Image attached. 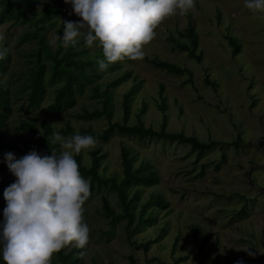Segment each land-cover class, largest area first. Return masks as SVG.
<instances>
[{"label":"rangeland","instance_id":"obj_1","mask_svg":"<svg viewBox=\"0 0 264 264\" xmlns=\"http://www.w3.org/2000/svg\"><path fill=\"white\" fill-rule=\"evenodd\" d=\"M46 3L60 9L49 21L52 25L46 31V41L54 52L57 42L54 36L63 32L62 21H78L81 17L65 0H39L36 7L26 8V13L31 16L33 11L43 15ZM0 26L6 32L5 43L11 54L5 78L11 72L16 76L11 86L13 113L0 134L4 143L13 146L12 152L17 157L26 150L24 124L35 127L36 139L43 136L48 124L49 140L58 145L59 152L63 149L59 143L52 142L54 132L63 134L67 127L76 133L104 131L107 119L84 122L77 120L76 115L84 109L102 110L104 98H93L91 88L96 87L101 94L107 83L125 72H131L132 77L111 92V122L123 124L124 96L141 82L130 104L129 126L142 123L145 128L159 131L165 116L169 133L181 132L204 142L231 144L210 150L200 160L189 146L119 134L106 143L98 142L94 148L82 150L84 165L90 164L94 150L100 151L104 156L101 173L106 177H121L122 147L129 148L131 156L136 158L135 166L143 161L151 163L159 181L153 187L142 189L134 210L135 219L153 193L163 197L167 208L158 211L156 219L141 233L127 237L126 221L112 225L101 207L103 195L114 211L122 214L117 195L107 188L100 194L94 191L84 205L90 240L78 252V264H131L130 259L135 264H175L183 257L187 259L177 264H236L238 260H243L244 264H264V147L259 145L264 139V13L247 9L244 0H196L194 9L166 18L155 29L157 36L145 45L143 59L118 61L120 68L102 74L78 97L75 107L56 113L49 112L48 105L58 85L48 88L44 102L36 111L20 109L19 84L32 67L29 62L34 60L31 54L36 50V40L24 37L35 28L29 24H14L12 20ZM188 26H193L197 33L195 53L201 55L200 62L190 59L177 47V44L190 45L189 39L181 36L186 34ZM78 44L88 55L98 48L97 44L88 47L82 37ZM152 59L190 70L191 82L187 74L173 75L154 68L149 63ZM207 80L215 82L217 89L208 85ZM161 85L164 86L165 112L159 108ZM144 103L146 111L140 116ZM32 149L40 151L39 143L29 151ZM253 168L257 170H253L250 178ZM7 176L16 179L11 171ZM158 236L160 240L148 252L138 247ZM73 246L75 243L70 244ZM241 247H250L256 255L249 256ZM54 259L55 254L52 261Z\"/></svg>","mask_w":264,"mask_h":264},{"label":"trees","instance_id":"obj_2","mask_svg":"<svg viewBox=\"0 0 264 264\" xmlns=\"http://www.w3.org/2000/svg\"><path fill=\"white\" fill-rule=\"evenodd\" d=\"M39 0H0V23L6 20H12L14 24L24 25L29 24L35 28L34 31L26 32L24 39L32 38L36 40V50L31 56L34 58L29 62L32 67L25 74L24 80L19 84L18 93L20 95V109L36 111L40 108L44 102L48 92V88H52L58 85L54 91V97L52 102L48 105V111L51 113L62 112L71 110L77 105L78 97L82 96L84 90L88 87H92V84L96 80L101 78L102 74L113 73L117 71L120 66L117 62L109 64L106 70H100L97 64L98 58H104L103 50L99 46L91 55H88L86 49H80L79 44L76 46H69L65 48L60 41L56 42V48L53 52L51 45L46 41V31L52 25L49 21L54 15L59 13V8L51 4H43L45 13L38 15L31 11V16L26 13V8L36 7ZM59 33V35H62ZM182 37L188 38L190 45L177 44L178 49L181 52L187 53L190 59H194L200 62L201 55H196L195 49L197 48L198 36L193 26H188L186 34H181ZM6 45V43H5ZM235 45V44H234ZM7 46V45H6ZM235 53H237V46L235 45ZM125 61L131 62L133 60L125 58ZM11 61V54L9 53L6 58L0 60V130L6 127L7 121L13 113V96L11 92V86L16 79L14 72H11L7 78V72L9 63ZM154 68L164 71L173 75L187 74L191 82L192 72L187 69H182L179 66L169 63L167 61H161L158 59H152L149 61ZM132 77L131 72H125L122 76L118 77L111 83L106 84V90L99 94L96 87H92L93 98H104L102 110H83L76 115V119L79 121L89 122L105 118L108 120L107 128L100 132L95 133L91 130H82L79 134L86 135L91 134L98 139L100 143L108 142L115 134L125 135L130 138H137L139 140L144 139H157L162 140L164 143L180 144L189 146L192 152H196V159H202L207 152L216 147H228L231 144L218 141L204 142L198 140L196 137H188L184 133H169L166 131L167 118L164 116L162 119L161 129L155 131L151 127L145 128L142 123L138 125L129 126L128 120L130 115V104L133 97L138 93L142 83L138 82L130 88L129 92L124 96L123 106V124L111 122L112 109L110 105L111 92L121 84L125 83ZM208 85L217 89L215 82L206 81ZM164 86H160L159 94L161 96V104L159 106L162 112L166 110L165 99L162 96ZM147 104L144 103L139 111V115H143L146 111ZM45 132L43 136L36 139L35 127L30 124H24L23 131L25 133V139L23 143L26 146L25 154L29 151L31 146L38 144L41 153L50 154L55 149L59 154L58 145L52 144L49 140L50 128L46 124L44 127ZM76 132L67 127L63 132L64 135H72ZM234 145V144H233ZM237 147L238 145L235 144ZM261 148L264 147V139L259 143ZM28 147V149H27ZM25 149V147H24ZM13 146L8 145L2 141L0 134V211L4 208L6 200L4 198V189L13 183L15 180L8 177L10 172L5 154L12 152ZM223 159L225 155L223 154ZM75 159L80 166L81 174L88 180H90L91 196L94 191L98 194L102 193L103 188H107L110 192H114L122 207L123 213L117 214L111 207L106 196H101V207L104 216L110 220L112 225L116 222L126 221V235L129 237L133 234L141 233L142 230L151 224L157 217V213L160 210L167 208V203L160 194L153 193L149 199L142 205L137 219L134 216V210L136 208V202L139 200L140 194L143 188H150L158 184L159 177L157 172L151 163L143 161L139 165L135 166L136 158L131 156L129 148H121V177L117 179L115 176L106 177L101 173V165L104 156L101 155L99 150H94L91 153V160L89 165L82 163L81 154H75ZM217 168L219 166H216ZM252 169L249 172L250 178ZM203 174V172H202ZM253 183L256 181L254 179ZM255 185V184H254ZM130 192L131 197L130 196ZM88 199V200H89ZM87 200V201H88ZM86 201V202H87ZM132 228V229H131ZM131 229V231H130ZM161 236L153 240H149L147 243L139 245L145 252H148L150 247L156 244L160 240ZM205 241L200 245V250L203 249ZM82 251V248L76 246L70 247L66 245L59 252L55 253V259L52 264H78L80 258L78 252ZM187 258H180L175 264L185 261ZM131 264H135L133 259ZM0 264H4L0 259Z\"/></svg>","mask_w":264,"mask_h":264},{"label":"clouds","instance_id":"obj_3","mask_svg":"<svg viewBox=\"0 0 264 264\" xmlns=\"http://www.w3.org/2000/svg\"><path fill=\"white\" fill-rule=\"evenodd\" d=\"M72 5L78 21H62L63 34L54 40L62 46H76L82 37L88 47L103 50L100 70L110 63L143 59L145 45L157 36L155 29L166 18L186 14L196 0H65ZM254 13H264V0H244ZM6 32L0 26V60L9 54ZM53 143L63 149L50 154L36 149L5 159L15 181L4 189L6 206L0 221V259L4 264H52V257L66 245L85 248L90 228L85 222V202L91 196L90 180L80 172L74 154L94 148L98 139L75 133H53ZM249 256L256 253L241 247ZM236 264H244L238 260Z\"/></svg>","mask_w":264,"mask_h":264}]
</instances>
